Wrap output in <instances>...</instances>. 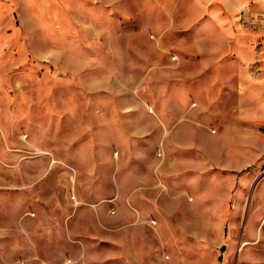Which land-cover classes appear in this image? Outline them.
Returning a JSON list of instances; mask_svg holds the SVG:
<instances>
[{
  "label": "rangeland",
  "instance_id": "obj_1",
  "mask_svg": "<svg viewBox=\"0 0 264 264\" xmlns=\"http://www.w3.org/2000/svg\"><path fill=\"white\" fill-rule=\"evenodd\" d=\"M126 104L151 134L179 120L210 135L188 158L190 184L219 189L192 192L205 239L173 264H264V0H0V234L15 264H126V238L103 234L139 172ZM155 139L141 172L170 182L187 159ZM213 200L230 201L226 228Z\"/></svg>",
  "mask_w": 264,
  "mask_h": 264
},
{
  "label": "crops",
  "instance_id": "obj_2",
  "mask_svg": "<svg viewBox=\"0 0 264 264\" xmlns=\"http://www.w3.org/2000/svg\"><path fill=\"white\" fill-rule=\"evenodd\" d=\"M126 64L130 69L139 71L145 66V63L129 58ZM144 108L126 104V161H133L126 163V172L131 166L135 170L134 165L139 172L130 174L133 178L126 183V216L106 225L103 234L109 240L120 235L126 238V264H168L165 256L169 259L172 254L174 260L170 264H173L175 257H186L190 249L194 250L196 239H205L201 234L195 236L196 227L191 222L195 213L201 215L200 205L197 208L191 205L194 203L192 192L197 190L201 193L199 198L203 199V192H210V188L214 191L219 189L209 184H200L197 188L193 183L190 184V181H194L195 171L193 162L188 158L194 160L198 152H203L198 144L210 139V135L194 127L191 130L179 120L171 123L154 122L159 128L158 133L146 132L143 129L147 126L137 118L141 113L145 114ZM155 136L157 143H166L162 147L165 157L171 156L173 151L181 159L182 156L187 159L186 163H181L183 168L179 171L180 175H173L170 182H158L154 177L146 178L141 172L143 144L148 137ZM163 175L158 176L159 181L167 178V175ZM211 207H214V212L207 213L208 218L212 219V223L217 222L219 226L226 228L230 221V201L213 200ZM214 232L217 231H213L211 235H217ZM4 235L0 234V264H15V251L11 247L2 246L8 243V238ZM169 250L172 251L171 254ZM201 262L200 260L196 264Z\"/></svg>",
  "mask_w": 264,
  "mask_h": 264
},
{
  "label": "water",
  "instance_id": "obj_3",
  "mask_svg": "<svg viewBox=\"0 0 264 264\" xmlns=\"http://www.w3.org/2000/svg\"><path fill=\"white\" fill-rule=\"evenodd\" d=\"M225 250H226V247H225V246L222 247V249H221V253H224Z\"/></svg>",
  "mask_w": 264,
  "mask_h": 264
},
{
  "label": "built area",
  "instance_id": "obj_4",
  "mask_svg": "<svg viewBox=\"0 0 264 264\" xmlns=\"http://www.w3.org/2000/svg\"><path fill=\"white\" fill-rule=\"evenodd\" d=\"M174 60H176V59H174Z\"/></svg>",
  "mask_w": 264,
  "mask_h": 264
}]
</instances>
